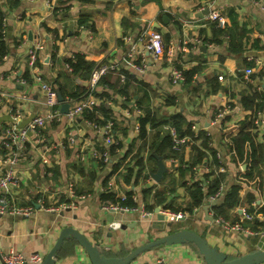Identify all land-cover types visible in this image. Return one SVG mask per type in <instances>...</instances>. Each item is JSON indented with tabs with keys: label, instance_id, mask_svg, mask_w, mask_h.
<instances>
[{
	"label": "crops",
	"instance_id": "obj_1",
	"mask_svg": "<svg viewBox=\"0 0 264 264\" xmlns=\"http://www.w3.org/2000/svg\"><path fill=\"white\" fill-rule=\"evenodd\" d=\"M208 1L0 0L6 15L3 37L6 52L0 59V176L10 166L4 161L9 148L3 133L11 123L12 114L20 113V125L26 126L34 115L46 110L44 84L58 88L63 96L66 94L65 98L70 92L82 90L79 81H88L89 77L82 79L66 67L68 58L79 54L94 67L117 61L126 75V79L121 80L119 74L109 73L96 87V95L108 99L106 106L112 112L108 119L114 122L111 138L98 133L93 122L83 114L72 119L62 113L59 120L45 129L44 141L37 142L30 137L25 143L16 166L21 178L14 193L17 203L28 205L44 196L48 202L59 205L66 199L65 188L70 181L80 197L75 207H59L58 211H46L36 203L35 210L28 216L0 215V252L13 247L25 256L38 251L46 255L66 226L79 229L95 243L110 244L109 252L115 254H128L168 232L169 228H154L157 216L144 218L137 212H117V220L135 225L115 230L106 220L109 211L104 206L112 203L102 201L105 193H113L119 201L124 194L133 200L136 197L135 206L144 205L147 210L152 209L150 211L162 207L182 212L183 217L170 220L173 229L197 231L210 245L225 252L228 259L264 249L260 236L224 229L216 221L213 203L207 201L190 211L192 184L204 180L212 170L218 171L217 164L209 162L211 151L201 147V138L196 139V144L206 153L203 162L191 164L182 173L180 167L186 162H195L192 145L191 149L180 152L184 153L182 156L160 157L166 169L162 178L150 186L148 183L159 168L160 158L150 157L149 146L138 154L143 144L140 116L148 109L168 116L182 112L189 122L200 126L201 131L210 132V146L222 152L227 169L224 172L226 191L232 185L239 186V202L229 209L225 218L238 221L243 208L253 212L259 222L257 224L255 219L247 225L264 230L261 210L264 207V162L260 164V174L248 177L250 157L248 152L243 158L238 155L233 139L241 122L253 117L255 141L264 143V108L254 111L243 104L247 94H264V65L261 64L264 62V11L251 0H214L215 5L222 8L224 21L220 27L229 32L215 35L214 23L206 12L208 7L203 8ZM83 12L89 14V25L80 22ZM151 29L163 32L167 45L165 54L158 58L144 50ZM231 33L244 35L241 52L229 50ZM35 45L43 47L37 49V59L32 63L29 51ZM131 52L136 54L131 56ZM143 58L148 68L139 72L134 65ZM173 66L183 72L195 67L199 70L191 82L176 84L170 78ZM249 67L253 69L251 74L246 73ZM219 74L224 75L222 80ZM227 104L231 109L225 118L213 124L215 111ZM156 132L157 128L150 130L149 137H154ZM69 135L75 137L73 143L47 149ZM128 150L130 157L133 155L128 157L130 165L136 163L130 180L126 179L124 165L114 171V166ZM248 150L250 143H247ZM104 152L109 154L108 161L103 158ZM44 155L49 156L48 164L43 160ZM139 157L143 167L136 181ZM194 166L199 168V173ZM224 195L214 203H220ZM205 204L210 205L209 215L214 216L213 220L206 218ZM158 258L173 264H207L199 250L188 242L156 246L140 254L133 264ZM56 259V264H93L86 250L73 240H65Z\"/></svg>",
	"mask_w": 264,
	"mask_h": 264
},
{
	"label": "built area",
	"instance_id": "obj_2",
	"mask_svg": "<svg viewBox=\"0 0 264 264\" xmlns=\"http://www.w3.org/2000/svg\"><path fill=\"white\" fill-rule=\"evenodd\" d=\"M257 7L264 11V0H251ZM208 7L209 13L208 17L213 21V23L220 26L223 21V13L222 8L217 7L215 5L214 0H210L204 5L203 8ZM5 24L6 17H3L2 20V28L0 32L2 33V37H4L5 33ZM198 43V41H197ZM43 46L35 45L29 51L31 62L34 63L37 59V49L42 48ZM167 49V45L164 39L163 32L157 29H151L148 31V42L144 47V50L149 51L155 58H158L165 54ZM131 51L135 50V47L132 46L130 48ZM139 53V52H138ZM136 54L131 52L130 55ZM141 54V52L139 53ZM4 57V56H3ZM264 65V62L261 63ZM66 67L69 70H72V66L69 63H66ZM135 69L139 72H144L148 68V63L144 58L135 63ZM109 73L119 74L121 80L126 79V75L122 72L121 65L117 61H111L106 63L97 64L91 74L89 76V85L88 90L84 93L80 98H72L67 96L64 101L70 102L71 105L69 107L68 112L66 113L70 118L75 119L77 117L82 116L83 112L86 109H93L99 106L101 103L107 104L108 99L105 100L104 97L100 95H96V87L98 86L101 79L108 75ZM247 74L253 73L252 68L246 69ZM170 78L173 83H182L185 82L187 77L182 69H179L176 66H173L170 72ZM218 78L222 80L224 78L223 74H219ZM44 90L46 91V110L43 114L34 115L30 121V123L26 126L20 125V113H13L11 123L6 127L3 137L5 139V144L9 148L7 156L4 158L5 162L10 164L9 168H7L3 174L0 176V215L4 214H13V215H30L35 210V203H38L43 209L46 211H58L59 207L67 208V207H75L76 199L80 197V194L77 192L75 184L70 181L65 188L66 194L65 201L63 203L57 205L52 202H48L44 196H40L36 198V202L30 203L28 205H20L16 201L15 191L18 189L20 185V175L16 169L17 164L19 163L23 151L25 143L32 137L35 141L41 142L46 139L45 129L52 124L54 121L59 120L62 112L59 108V104L61 103L58 99V90L54 86H49L47 84L43 85ZM231 109L230 104L226 106L219 107L214 114V118L212 120L213 124H219L226 116L227 112ZM95 129L98 133L103 135L106 139H109L113 136L114 133V122L112 120H107L104 124H98L93 122ZM165 130L170 133L172 139V149L177 152H183L186 149H191V145H189L190 135L182 134L177 129V127L172 124H166L163 126ZM192 130L194 131V137H198V133L201 131L200 126L196 124H192ZM206 135L210 136V132H206ZM200 138V137H198ZM196 140V139H195ZM75 141V137L72 135L67 136L66 140H63L59 144H53L52 146H48L47 149H58V147H64L66 143H73ZM216 157L219 160L218 171L217 172H226V165L223 161V154L221 151L216 150ZM104 160H109L108 152L103 153ZM44 162L49 163V156H43ZM193 169L199 173V168L194 166ZM201 181L202 180H198ZM226 192V183L225 181L221 183L216 193L211 194L208 197V202L213 203L218 200V198L224 195ZM129 196L127 194L122 195V200L127 199ZM136 197H134V200ZM257 205V203H255ZM107 211L117 212H137L141 217L146 218H155L157 216L156 211L147 210L144 205L141 206H131V205H122L120 203L112 204L110 206H104ZM159 213L166 216V220L176 219L183 217L182 212H171L166 208H160ZM256 215L252 212L249 213L242 208V214L239 217L238 221L231 222L226 219L222 215L216 216V221L221 224L224 229H234L236 231H243L250 235H257L263 239L264 242V230L260 231L257 229H253L252 226H248L247 223L253 222L256 219ZM100 246L106 250H109L110 247L108 245L100 244ZM44 254L38 252L32 253L29 256H25L21 251L15 248H9V250L5 253L0 252V262H4L7 264H42L44 260ZM133 264V262L131 263ZM139 264H173L167 261L164 258H158L152 262H144Z\"/></svg>",
	"mask_w": 264,
	"mask_h": 264
},
{
	"label": "trees",
	"instance_id": "obj_3",
	"mask_svg": "<svg viewBox=\"0 0 264 264\" xmlns=\"http://www.w3.org/2000/svg\"><path fill=\"white\" fill-rule=\"evenodd\" d=\"M4 16L6 15L0 7V30L2 28V20ZM88 17L89 14L83 12L81 14V19H80L81 24L89 25ZM213 27H214L215 35L216 34L221 35L223 32L229 33L228 31H226L225 28H221L215 23ZM243 36L244 35L242 33L241 34L231 33L229 50H231L234 53H238L244 50L243 42H242ZM3 39L4 38L2 37V33L0 32V59L1 57H3V55L6 52L5 43ZM66 63H69L72 66L71 71L73 73L79 74L80 78L82 79H88V77L91 74V71L94 68V64L92 62L86 61L84 57L79 54L75 55L74 58H68L66 60ZM197 70L199 69L195 67L193 69H188L184 71L187 77L186 79L187 82H191L196 72H198ZM83 73H86V76H84ZM103 78H106V76ZM78 86L82 89L81 91L70 92L69 94H67V96H70L72 98H80L88 90V85H84L83 81H79ZM243 104L247 107H252L254 111L255 110L259 111L260 109L264 108V94H261L259 92H253L252 94H247L243 97ZM111 114L112 112L106 106V104L101 103L99 106L93 109H86L83 112V117L91 120L92 122H96L98 124H104L111 117ZM139 122H140V136L143 144L139 147L138 154L140 153L141 150L149 146L150 149L152 150L150 153L151 158L152 157L155 159L160 157L164 158L169 155L182 156L184 153H180L172 149L171 147L172 139L170 133L163 128V126H165L166 124L172 123L177 127L180 133L190 135L191 138L189 141V145H192L196 152L194 163L186 162V165L184 167H180L182 173L186 172L187 169L190 168L191 164H195L197 162L201 163L204 161V157L206 156V153L201 147L205 149H209L211 151L212 160L211 161L209 160L211 164L212 162L217 165L219 164V160L215 155L216 150L210 146L209 136L206 135L205 131H200L198 133V137L202 139V146L201 147L198 146L195 140L198 139V137L197 138L194 137V131L191 128L192 123L186 119L185 115H183L182 112H179L172 116H168V115H160L158 114L157 111L148 109L144 115L139 117ZM255 126H256L255 119L253 117H246L241 122L240 127L236 130L237 132L233 136L235 149L238 155H240V157L243 158L245 152H248L251 164L246 174L248 177L251 178L255 175V173L260 174V164L264 162V143H257L255 141L256 134L252 132ZM154 128H157V132L155 133L154 137L150 138L149 137L150 130ZM247 143H250V150L248 151H247ZM130 152L131 151L128 150L126 155L121 160V162H119L114 166V171L118 170L123 165L126 167L127 180L131 179L132 174L134 172V166L136 165V163L134 164V166L130 165L129 159L133 157V155L130 157ZM137 165L139 168L136 171V175H135L136 181L140 177L143 167L142 160L140 157L138 158ZM224 181H225L224 172H216V170H212L211 172L207 173L205 179L202 180V182L201 181L194 182L190 188V193H191V206L189 208L190 211H192L194 207L201 206L202 204L206 203L208 201V197L211 194L216 193L219 186ZM102 201L116 204L119 201V199H117L113 193H109V194L105 193L102 195ZM238 202H239V186L232 185L226 191L222 201L220 203H216V204L214 203L212 205L215 212V216L216 215H222L224 217L228 216L227 214L229 209L235 206ZM119 203L122 205H131V206L136 205V203L132 198H130V196L125 200H120ZM261 210L264 212V207ZM256 222L257 224L259 223L257 219ZM252 228L256 229L255 226H252ZM68 240H73L74 242L78 243V241L74 238L66 239V241ZM193 245L196 247L195 244ZM101 251L110 256L112 255L125 256L127 254L126 252H121V253L118 252L117 254H115L109 252V250H106L102 247H101Z\"/></svg>",
	"mask_w": 264,
	"mask_h": 264
},
{
	"label": "water",
	"instance_id": "obj_4",
	"mask_svg": "<svg viewBox=\"0 0 264 264\" xmlns=\"http://www.w3.org/2000/svg\"><path fill=\"white\" fill-rule=\"evenodd\" d=\"M209 12V8L206 9ZM85 85H89V81L84 82ZM58 99L61 102L59 107L62 113H67L71 105L70 102L64 101L63 93L58 90ZM166 169L165 162L162 158L159 159V168L153 174V179L149 181L148 185H152L155 181H159ZM36 204V203H35ZM214 204V202H213ZM209 204H205L203 209L206 212V218L213 220L214 216L209 215ZM124 213V212H122ZM157 221H154L153 226L159 230L169 228L168 232L159 236L158 238L152 239L144 244L137 246L135 249L130 251L125 256H110L101 251V246L97 242H93L79 229L73 226H66L60 233V236L54 246L49 250V252L44 256L42 264H56L57 252L62 247L63 243L68 238H74L78 241L84 250H86L89 259L93 264H131L135 258H137L143 252L150 250L156 246L162 244H176V243H193L199 250V253L203 256L207 264H260L264 262V249H257L255 251L243 254L241 256L228 259L227 254L218 248L210 245L205 237L199 234L197 231L189 228L173 229V223L166 220V216L159 213V209L156 210ZM115 212L109 211L106 214V220L110 223L111 227L115 230L120 228H126L128 226H133L134 224L122 223L115 218ZM7 264V263H6ZM27 264V263H23Z\"/></svg>",
	"mask_w": 264,
	"mask_h": 264
},
{
	"label": "rangeland",
	"instance_id": "obj_5",
	"mask_svg": "<svg viewBox=\"0 0 264 264\" xmlns=\"http://www.w3.org/2000/svg\"><path fill=\"white\" fill-rule=\"evenodd\" d=\"M108 246L111 248V245H110V244H109ZM116 248L118 249V248H119V246H118V247L116 246Z\"/></svg>",
	"mask_w": 264,
	"mask_h": 264
}]
</instances>
